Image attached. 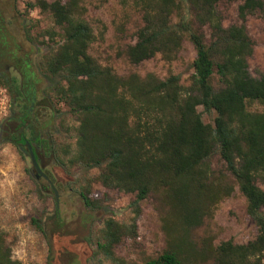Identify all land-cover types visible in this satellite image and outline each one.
<instances>
[{"label":"trees","instance_id":"16d2710c","mask_svg":"<svg viewBox=\"0 0 264 264\" xmlns=\"http://www.w3.org/2000/svg\"><path fill=\"white\" fill-rule=\"evenodd\" d=\"M84 2L36 0L27 7L49 12L62 31L42 34L54 48L40 68L54 106L62 104L78 123L74 143L63 146L57 161L69 171H99L79 190L92 210L98 209L90 199L93 182L121 196L135 195L132 224L106 219L97 252L112 258L124 238L135 237L140 203L155 196L166 208V244L159 256L143 264H263L264 190L259 184H264V109L252 111L250 106L264 107V72L257 71V77L251 73L255 42L247 20L264 18V0H187L186 7L180 0H121L142 13L136 42L124 52L130 63L139 65L157 55L172 63L188 37L196 58L186 86L173 73L165 79L155 73L119 76L102 65L90 54L97 35L85 18ZM237 2L240 23L226 27L220 6ZM102 27L101 35L106 30ZM27 36L35 43L29 31ZM36 117L22 111L18 127L2 141L18 147L37 142L35 154H42L44 140L30 120ZM25 130L31 133L28 139ZM48 146L47 154L57 153L54 143ZM236 187L247 201L256 237L246 244L197 241L194 232ZM32 223L44 233L37 219ZM0 264H22L2 229Z\"/></svg>","mask_w":264,"mask_h":264},{"label":"rangeland","instance_id":"374dc122","mask_svg":"<svg viewBox=\"0 0 264 264\" xmlns=\"http://www.w3.org/2000/svg\"><path fill=\"white\" fill-rule=\"evenodd\" d=\"M35 1L0 0V229L6 233L14 258L22 264H143L148 258L159 256L165 248L162 218L166 208L155 196L142 201L137 235L124 238L115 247L112 258L97 252L96 241L106 219L132 224L137 215L133 205L135 195L121 196L117 190L93 182L90 199L98 209L92 210L85 205L79 190L87 178L97 176L99 171L83 168L69 171L57 161L56 155L63 156V146L74 143L78 123L62 104L55 107L48 95V83L40 68L44 56L54 45L42 34L53 30L61 34L62 31L49 12L28 9L27 4ZM180 2L187 6V0ZM84 5L87 8L85 18L97 35L90 54L102 65L111 66L119 76L137 73L144 77L155 73L165 79L173 73L181 77L183 85L189 84L196 51L188 37L172 63L157 55L134 65L124 52L136 42L137 32L143 26L142 13L132 5L123 6L121 0H85ZM239 5L240 2L220 6L226 27L240 23ZM173 21L177 23L178 19L174 17ZM103 25L106 30L101 35ZM247 28L255 42L250 69L257 77V71L264 72V18L249 16ZM28 31L35 43L29 42ZM204 31L209 41L210 32L207 28ZM22 75L37 97L39 108L32 113L37 117L30 120L34 131L44 140L40 143L43 154H40L39 165L58 191V204L50 184L42 177H36L27 146L18 147L1 139L18 127L16 114L21 100L15 98L21 94ZM31 78L35 85L29 83ZM250 109L262 111L264 107L253 104ZM24 133L27 139L30 138L29 130ZM53 143L57 153L47 154L48 145L53 146ZM213 164L215 168L219 166L218 156L213 158ZM259 186L264 190V184ZM33 219L40 222L44 233L33 225ZM256 235L257 227L247 215V201L238 187L232 196L220 202L213 217H207L194 232L197 241L208 238L215 245L228 240L246 244Z\"/></svg>","mask_w":264,"mask_h":264},{"label":"flooded vegetation","instance_id":"af4514ba","mask_svg":"<svg viewBox=\"0 0 264 264\" xmlns=\"http://www.w3.org/2000/svg\"><path fill=\"white\" fill-rule=\"evenodd\" d=\"M22 77H23V82H22V84H21V87H20V92H21V94H20V96H18L17 95V97L15 98V100H17V99H20L21 101L19 102V106H18V111H17V114L16 115H18L19 116V114L22 112V111H28V112H30L31 114L33 113V112H35V110L37 109V108H39L38 106H37V97L34 95V93H33V90L31 91L29 88H28V86H27V84H26V82H25V76L24 75H22ZM35 80L34 79H29V83L30 84H34L35 85V82H34ZM12 92V91H11ZM15 104H17L16 103V101L14 102ZM15 104H13V106L15 105ZM10 113H11V117L13 118V108L11 107V111H10ZM34 114V113H33ZM15 115V114H14ZM10 134V133H9ZM9 134L7 135V136H9ZM39 135L41 136V134L39 133ZM0 137H1V134H0ZM42 138V137H41ZM43 139V138H42ZM26 145V144H25ZM33 151H34V154H35V152H36V150L38 151V148H37V146L35 145V143H33ZM43 154V153H42ZM35 156H36V159H37V161H38V164H39V162H40V154H35ZM40 166V165H39ZM41 168V167H40ZM42 170V169H41ZM45 174V173H44ZM46 175V174H45ZM47 176V175H46ZM36 177H37V171H36ZM40 177H42L43 179H45L43 176H39L38 178H40ZM48 177V176H47ZM48 179L50 180V178L48 177ZM46 180V179H45ZM49 184H50V182L48 181V180H46ZM51 181V180H50ZM52 182V181H51ZM51 186V185H50Z\"/></svg>","mask_w":264,"mask_h":264},{"label":"water","instance_id":"95a60500","mask_svg":"<svg viewBox=\"0 0 264 264\" xmlns=\"http://www.w3.org/2000/svg\"><path fill=\"white\" fill-rule=\"evenodd\" d=\"M26 146H27V149H28L29 156L31 158L33 167H34L35 171H37V178L41 175L46 180H48L50 182L51 188L54 191L55 198H56V201H57V204H58V191H57V189L55 188V186L53 185V183L48 179V177L44 174V172L41 170V168H40V166L38 164V161L36 159V156L34 154L32 145L29 142H26Z\"/></svg>","mask_w":264,"mask_h":264}]
</instances>
